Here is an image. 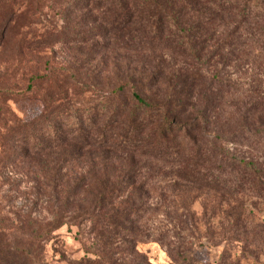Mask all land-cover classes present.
I'll use <instances>...</instances> for the list:
<instances>
[{
  "label": "trees",
  "instance_id": "1",
  "mask_svg": "<svg viewBox=\"0 0 264 264\" xmlns=\"http://www.w3.org/2000/svg\"><path fill=\"white\" fill-rule=\"evenodd\" d=\"M204 3L240 18L228 34L231 41L213 52L209 50L219 43L217 33L205 26H219L224 17L205 11ZM98 4H111L114 14L104 17V23L120 37L168 48L190 61L189 67L167 78L143 73L144 82L121 75L116 85L106 86L100 99L87 106L57 108L36 126L25 127L18 137L22 159L37 162L50 174L53 186L65 187L68 194L63 199L62 191L57 192L61 207L47 222L25 217L12 230L0 221V263L42 264L45 244L67 225L64 218L70 209L75 220L84 218L107 227L111 238L140 235L139 210L128 201L124 210L116 207L126 194H150L147 178L140 182L143 158L138 156L168 167L178 199L204 198L202 214L188 217L193 235L209 241L217 229L248 236L249 219L257 220L252 203L264 202V96L256 88L241 90L218 68L209 80L200 66L203 59L209 66L215 57L221 62L237 59L235 39L244 26L253 24L264 40V0H98ZM208 80L207 96L196 99L195 89ZM227 95L234 99L228 113L218 109ZM67 143L74 145L64 149ZM88 148L126 154L120 175L109 174L113 158H79ZM60 149H64L60 158H34ZM78 162L89 168L85 175L72 178L68 168ZM87 190L90 198L83 194ZM78 264L117 263L101 250L96 260Z\"/></svg>",
  "mask_w": 264,
  "mask_h": 264
},
{
  "label": "rangeland",
  "instance_id": "2",
  "mask_svg": "<svg viewBox=\"0 0 264 264\" xmlns=\"http://www.w3.org/2000/svg\"><path fill=\"white\" fill-rule=\"evenodd\" d=\"M97 1L0 0V221L4 227L11 225L12 230H17L25 217L41 222L53 219L54 211L62 203L57 192L62 191L63 199L68 194L65 187L53 186L50 174L43 172L37 162L22 159L18 137L25 127L36 126L39 119L49 118L57 108L87 106L100 99L106 86L116 85L121 75L144 82L143 73L167 78L189 67L190 61L174 55L168 48H152L138 38L120 37L104 23V17L114 14L111 4L96 5ZM203 8L224 17L219 26H205L208 32L217 33L219 43L214 42L216 45L209 50L213 52L224 41H231L228 34L240 23V18L220 13L208 3ZM251 25L244 26L235 39L237 59L221 62L215 57L210 66L203 59L200 66H204L203 73L209 80L222 71L241 90L256 88L264 96V40ZM209 80L197 86L193 93L196 99L207 96ZM164 81L167 80L161 82ZM233 101L231 95L225 96L218 109L230 112L228 106ZM73 145L67 143L64 149ZM64 149L50 150L34 158L46 161L60 158ZM78 155L113 158L109 165L111 176L120 175L122 158H127L120 152L108 154L90 148ZM136 158H143L140 182L147 178L150 194H126L116 207L124 210L128 201L139 210L138 218L141 217L136 226L140 235L111 238L107 227L84 218L75 220L70 209L71 213L64 218L67 225L45 244L42 264L94 261L101 250L117 264H264L263 201L252 203L256 205L251 208L257 220L250 223L249 219L248 236L217 229L209 241L193 235L195 231L188 217L202 214L204 198L196 200L198 195H193L178 199L173 195L167 166L149 157ZM88 168V164L78 162L69 166V176L85 175ZM86 193L88 190L83 192ZM87 196L90 198L89 193ZM183 202H189V208Z\"/></svg>",
  "mask_w": 264,
  "mask_h": 264
}]
</instances>
